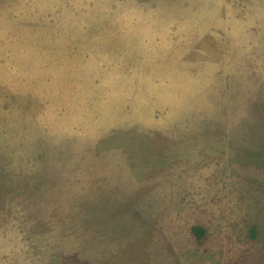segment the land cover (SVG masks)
Returning a JSON list of instances; mask_svg holds the SVG:
<instances>
[{"label": "rangeland", "instance_id": "rangeland-1", "mask_svg": "<svg viewBox=\"0 0 264 264\" xmlns=\"http://www.w3.org/2000/svg\"><path fill=\"white\" fill-rule=\"evenodd\" d=\"M0 264H264V0H0Z\"/></svg>", "mask_w": 264, "mask_h": 264}, {"label": "trees", "instance_id": "trees-1", "mask_svg": "<svg viewBox=\"0 0 264 264\" xmlns=\"http://www.w3.org/2000/svg\"><path fill=\"white\" fill-rule=\"evenodd\" d=\"M190 230L191 233L195 236L196 240L200 242L204 235V229L199 225H193ZM252 230L253 229H251L250 231L253 232Z\"/></svg>", "mask_w": 264, "mask_h": 264}]
</instances>
